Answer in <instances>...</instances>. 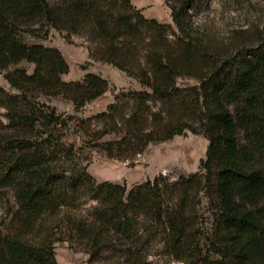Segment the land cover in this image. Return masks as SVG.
I'll return each mask as SVG.
<instances>
[{"label":"trees","instance_id":"1","mask_svg":"<svg viewBox=\"0 0 264 264\" xmlns=\"http://www.w3.org/2000/svg\"><path fill=\"white\" fill-rule=\"evenodd\" d=\"M163 1L171 24L131 0H0V70L35 69L6 76L14 94L0 88V190L16 206L0 228V264H58V242L88 264H151L160 244L183 264H264V34L230 46L197 20L207 0ZM52 29L85 36L92 60L141 89L120 90L95 117L60 113L48 99L79 112L111 87L97 73L64 81L63 53L38 42ZM187 133L208 140L196 174L129 187L89 172L97 149L131 160Z\"/></svg>","mask_w":264,"mask_h":264},{"label":"rangeland","instance_id":"2","mask_svg":"<svg viewBox=\"0 0 264 264\" xmlns=\"http://www.w3.org/2000/svg\"><path fill=\"white\" fill-rule=\"evenodd\" d=\"M54 2L55 0H48ZM132 5L142 10L148 19L171 24V10L163 0H131ZM208 7L197 16L200 23L206 24L217 31L220 38L228 45L245 42L247 39L253 41L257 34H264V0H207ZM25 42L31 44L33 41L27 37ZM39 43L47 47L59 49L69 64L70 73L63 76V80L74 82L82 80L89 73L102 75L110 83L111 91L106 93L95 102L87 105L81 111H77L73 104L62 97L48 99V104L58 109L62 114L91 118L106 111L108 106L114 103V97L122 89H141L136 81L130 79L126 73L108 64L91 59V44L83 35L59 32L52 29L50 34ZM34 72V65L22 62L9 71L0 70V88L14 94L16 91L10 88L6 76L13 73L15 69ZM180 86L193 85L191 80H178ZM7 111L0 108V135L6 132L3 127L7 125ZM117 136H110L106 140H116ZM69 143L80 145L78 135H69ZM142 154L134 159L123 160L110 158L103 149L90 152L91 163L89 172L100 182L110 181L113 183H125L129 187L148 179H155L159 175L177 180L182 175L196 174L201 166V160L206 159L208 151V140L205 135L187 133L176 136L168 142H156L148 146ZM16 212L13 193L9 190H0V228L7 232ZM58 264H88L89 255L80 249H75L68 242H58L55 246ZM151 264H183L178 263L165 251L163 244L152 247L149 257ZM99 264H103L100 262Z\"/></svg>","mask_w":264,"mask_h":264}]
</instances>
